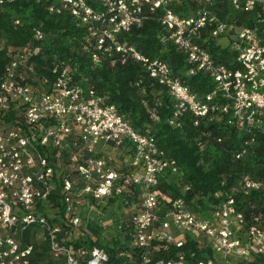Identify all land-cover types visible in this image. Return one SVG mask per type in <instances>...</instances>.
I'll use <instances>...</instances> for the list:
<instances>
[{"label":"built area","instance_id":"2783aa9c","mask_svg":"<svg viewBox=\"0 0 264 264\" xmlns=\"http://www.w3.org/2000/svg\"><path fill=\"white\" fill-rule=\"evenodd\" d=\"M14 1L0 0V6ZM36 1L84 28L82 48L94 66L137 62L166 87L177 100L172 127L191 113L196 125L231 128L237 160L257 152L264 133V0H230L235 11L260 6L255 26L224 19L222 0H196L187 15L178 10L183 0ZM152 18L164 26L162 41L187 56L189 73L212 78L204 98L167 60L148 57L123 38ZM46 36L35 27L38 44L9 52L0 79V120L18 111L0 128V264H111L106 248L86 245L97 241L91 226L101 227L111 206L121 209L113 213L117 234L104 237L122 264H264V201L255 199L257 193L264 198V180L242 172L239 185L216 191L206 211L194 210L184 195L160 194L163 175L180 169L154 134L136 130L107 95L81 84L64 62L54 64L53 78L26 79ZM211 37L237 52L232 66L213 57ZM163 253L171 257L159 258ZM199 255L205 259L196 260Z\"/></svg>","mask_w":264,"mask_h":264},{"label":"trees","instance_id":"16d2710c","mask_svg":"<svg viewBox=\"0 0 264 264\" xmlns=\"http://www.w3.org/2000/svg\"><path fill=\"white\" fill-rule=\"evenodd\" d=\"M183 1L185 8L178 10L182 11V15H187L190 9L196 7L197 2ZM222 1L220 13L224 19H236L238 24L245 26H255L258 23L260 6L249 12L235 11L230 0ZM17 20L20 23H16ZM35 27H41L47 36L41 43L42 51L34 56L36 68L24 74L26 79L37 83L43 76L53 78L54 64L64 62L72 67L81 84L86 87L93 86L100 94L107 95L136 130L154 134L164 155L176 159L180 169L178 174L166 172L163 175L157 187L160 194L170 198L184 195L193 203L194 210L206 211L210 207L209 202H216V191H231L233 185H239L242 172H250L264 180V133L258 138L260 145L257 152L237 160L232 150L237 137L235 133L229 132L231 128L214 123L196 125L195 117L191 113L184 114L180 119L181 127H172L169 120L176 109L177 100L166 87L153 79L137 62L129 61L112 66L105 61L102 66H94L90 55L82 48L84 28L67 14H50L43 2L15 0L0 6V79L4 76L10 59L9 52L29 44H38L34 39ZM164 33L166 32L162 23L152 18L122 36L134 43L146 56L167 60L175 75L189 85L199 98H204L214 87L212 78L203 72L189 73L192 66L187 56L174 42L165 44L162 41ZM207 47L218 62L232 66L237 52L214 37L209 39ZM17 117L18 111L13 110L3 121L0 120V128L12 124ZM220 136L224 138L222 142L218 141ZM255 199L259 203L264 201L261 193H257ZM245 206L247 204L244 201ZM91 229L98 239L85 244L106 248L111 256V264H122L116 257L113 242L107 241L105 235H102L104 229L98 225L91 226ZM176 251L173 250L172 254ZM170 257L166 253L159 255V258ZM203 259L205 257L202 255L196 258Z\"/></svg>","mask_w":264,"mask_h":264},{"label":"rangeland","instance_id":"374dc122","mask_svg":"<svg viewBox=\"0 0 264 264\" xmlns=\"http://www.w3.org/2000/svg\"><path fill=\"white\" fill-rule=\"evenodd\" d=\"M128 158V157H127ZM119 167H123L124 161H122L121 159L118 161ZM120 213L121 209L117 206H111L109 214L107 216L102 217L101 219V227L104 229L103 230V235H107L108 237L112 238L114 235L117 234L116 231V221H118L117 217L113 216V213Z\"/></svg>","mask_w":264,"mask_h":264},{"label":"crops","instance_id":"0c3cea01","mask_svg":"<svg viewBox=\"0 0 264 264\" xmlns=\"http://www.w3.org/2000/svg\"><path fill=\"white\" fill-rule=\"evenodd\" d=\"M111 151H113V150H111Z\"/></svg>","mask_w":264,"mask_h":264}]
</instances>
